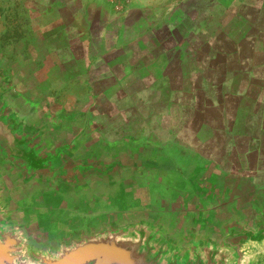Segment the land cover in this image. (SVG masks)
Returning a JSON list of instances; mask_svg holds the SVG:
<instances>
[{
  "label": "rangeland",
  "instance_id": "obj_1",
  "mask_svg": "<svg viewBox=\"0 0 264 264\" xmlns=\"http://www.w3.org/2000/svg\"><path fill=\"white\" fill-rule=\"evenodd\" d=\"M207 41L214 48L215 68L264 71V0H0V78L7 79L14 91L38 97L56 128L68 120L79 121L92 106L90 142L109 149L127 144L169 147L192 156L175 140V93L180 94L181 84L196 68L193 57L206 51ZM56 64L61 65L59 70ZM59 72L75 77L72 110L63 96L46 92L39 100L36 95L37 75L41 82L58 77ZM260 173L261 180L254 178L257 186L264 184V172ZM244 174L251 179V173ZM159 187L151 184L118 194H95L87 201L95 205L98 198L110 203L125 196L128 211L103 220L109 221L170 199L158 192ZM226 188L215 189L217 204L236 201L241 215L252 218V205L261 201L259 188L241 187L238 195ZM199 195L184 201L201 202L203 193ZM173 197L178 200L179 195ZM10 198L22 220L18 202L27 208L32 204V213L52 215L56 209L84 201L63 205L47 196L24 200L14 190ZM227 215L224 210L217 220Z\"/></svg>",
  "mask_w": 264,
  "mask_h": 264
},
{
  "label": "water",
  "instance_id": "obj_2",
  "mask_svg": "<svg viewBox=\"0 0 264 264\" xmlns=\"http://www.w3.org/2000/svg\"><path fill=\"white\" fill-rule=\"evenodd\" d=\"M91 109L56 128L0 78V264H264V199L252 205V218L226 201L230 212L215 234L185 226L173 205L161 202L55 240L35 239L11 190L63 205L151 184L170 199L201 192L204 201L213 193L197 160L178 149L91 143Z\"/></svg>",
  "mask_w": 264,
  "mask_h": 264
},
{
  "label": "crops",
  "instance_id": "obj_3",
  "mask_svg": "<svg viewBox=\"0 0 264 264\" xmlns=\"http://www.w3.org/2000/svg\"><path fill=\"white\" fill-rule=\"evenodd\" d=\"M204 48L205 52H198L193 57L196 61V68L189 71V78L181 84L180 94L175 93L176 127L174 134L175 140L181 141V143L176 142L177 145L182 149L189 150L193 158L197 160L196 162L205 175L202 178L207 184V188L213 190V193L211 196L206 195L204 200L206 205L203 204L202 199L197 204H188L182 195L178 197V200L168 199L165 200V203L174 206L175 210L179 212H176L178 220L185 226L197 232L215 234L217 228L216 230L197 229L184 219V214L190 212L197 214L200 210L205 209L214 215V219L220 225L228 218L230 207L224 208L222 205L225 202H220L218 206H213L210 203L209 198L210 200L216 198L215 189L222 190L227 187L226 190L238 195L241 193V187L245 189L253 186L259 188L257 191L261 200L264 197V184H259V186L254 184V178L261 180L263 175L260 172H264V71L245 69L244 67L233 71L229 68L225 69L223 66L222 69L215 68L212 64L213 57H216L212 52L213 46L207 41L204 43ZM43 63L44 61L41 62V65ZM65 64L63 63V65ZM60 66V64H56L55 68L59 70ZM59 73L58 77L47 78L41 82L39 79L42 78L37 75L38 92L36 95L41 96L39 100L44 98L42 96L46 95V92L47 94H58L59 97L63 96L65 106L72 110V101L75 98L73 97L75 77L72 78L71 74ZM159 86L161 88V85ZM163 88L167 89L166 86ZM15 92L22 100L35 106L39 114L49 119L50 112L40 105L36 99L38 97H27L17 88ZM183 94H186L185 100ZM186 113H189L190 116L185 117ZM218 167L224 172L238 175L230 174L232 176H229ZM243 173H251V179L247 178L245 174L241 176ZM199 197L198 195L197 198ZM85 201L87 202V200ZM160 204L161 202L158 203V205ZM187 205L189 207H186ZM224 210L228 215L217 220V215L222 216ZM239 212L241 214L242 210L239 209ZM101 222L103 221L99 223ZM31 233L33 236L32 230ZM33 237L39 239L36 236Z\"/></svg>",
  "mask_w": 264,
  "mask_h": 264
},
{
  "label": "flooded vegetation",
  "instance_id": "obj_4",
  "mask_svg": "<svg viewBox=\"0 0 264 264\" xmlns=\"http://www.w3.org/2000/svg\"><path fill=\"white\" fill-rule=\"evenodd\" d=\"M126 199L125 196L115 197L108 203L98 198L95 205L84 200L77 205H73V207L56 209L52 215L38 211L32 213L35 210L32 204L28 208L21 202H18V205L24 213L23 220L28 223L29 227H33V236L41 240L42 238L51 240L75 231L80 227L88 228L113 215L125 213L128 211ZM88 209L91 210V213ZM183 217L197 229L215 230V227H219V223L214 219V215L205 209L200 210L197 214L191 212L184 214Z\"/></svg>",
  "mask_w": 264,
  "mask_h": 264
}]
</instances>
